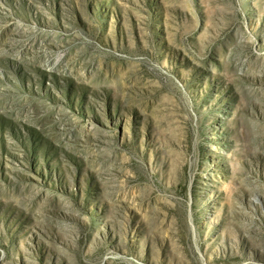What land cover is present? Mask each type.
<instances>
[{
    "label": "rangeland",
    "instance_id": "rangeland-1",
    "mask_svg": "<svg viewBox=\"0 0 264 264\" xmlns=\"http://www.w3.org/2000/svg\"><path fill=\"white\" fill-rule=\"evenodd\" d=\"M0 264H264V0H0Z\"/></svg>",
    "mask_w": 264,
    "mask_h": 264
}]
</instances>
